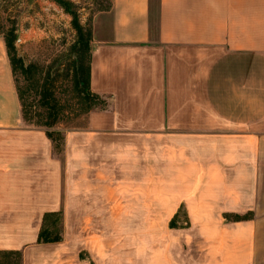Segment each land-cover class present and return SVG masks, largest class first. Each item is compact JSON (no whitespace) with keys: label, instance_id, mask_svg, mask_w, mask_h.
I'll return each mask as SVG.
<instances>
[{"label":"crops","instance_id":"obj_1","mask_svg":"<svg viewBox=\"0 0 264 264\" xmlns=\"http://www.w3.org/2000/svg\"><path fill=\"white\" fill-rule=\"evenodd\" d=\"M109 3L90 43V89L106 106L64 133L63 159L43 130L21 125L0 40V252L25 264L74 179L113 158L126 174L150 151L153 166L166 160V226L183 249L200 264H264V0Z\"/></svg>","mask_w":264,"mask_h":264},{"label":"rangeland","instance_id":"obj_2","mask_svg":"<svg viewBox=\"0 0 264 264\" xmlns=\"http://www.w3.org/2000/svg\"><path fill=\"white\" fill-rule=\"evenodd\" d=\"M66 1L75 5L85 30H91L93 18L109 3ZM13 25L19 55L42 66L64 54L76 36L71 16L51 0H0V32ZM57 86L63 108L57 129L64 134L85 128L84 106L79 105L72 85L66 81ZM147 153L150 151H145L142 166L128 165L126 174L113 158L110 170L102 166L95 174L74 179L73 186L69 181L61 242L30 247L25 264H200L198 251L193 253L186 246L183 249L180 243L184 237L167 230L175 202L168 195L167 163L163 159L153 166ZM93 155V160L101 162L98 151ZM55 157L63 159L62 152H55ZM0 263L6 264L1 255Z\"/></svg>","mask_w":264,"mask_h":264},{"label":"trees","instance_id":"obj_3","mask_svg":"<svg viewBox=\"0 0 264 264\" xmlns=\"http://www.w3.org/2000/svg\"><path fill=\"white\" fill-rule=\"evenodd\" d=\"M71 16V26L76 33L75 40L64 54L54 58L48 65L42 66L26 62L16 48L17 34L14 25L2 35L7 58L14 78L15 91L20 105L21 119L29 127L43 130L51 142L53 150L62 152L64 134L57 129L62 113V101L58 84L69 82L83 114L93 108L103 109L106 102L93 94L90 89L91 30L80 25L75 5L66 0H51ZM110 10V3L105 11ZM36 118V119H35ZM36 121H32V120ZM32 125V126H31ZM234 222L252 218V214L226 216ZM62 212L46 213L37 237V244L59 243L61 237ZM6 264H21V253L14 251L0 252ZM11 259L13 261H11ZM1 264V263H0Z\"/></svg>","mask_w":264,"mask_h":264}]
</instances>
